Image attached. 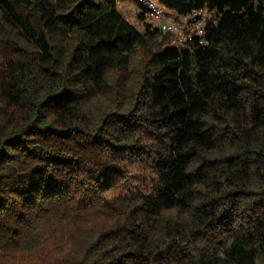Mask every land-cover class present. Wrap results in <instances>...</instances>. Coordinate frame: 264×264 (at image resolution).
<instances>
[{"label":"trees","instance_id":"obj_1","mask_svg":"<svg viewBox=\"0 0 264 264\" xmlns=\"http://www.w3.org/2000/svg\"><path fill=\"white\" fill-rule=\"evenodd\" d=\"M117 1L0 0V264H264V0Z\"/></svg>","mask_w":264,"mask_h":264},{"label":"built area","instance_id":"obj_2","mask_svg":"<svg viewBox=\"0 0 264 264\" xmlns=\"http://www.w3.org/2000/svg\"><path fill=\"white\" fill-rule=\"evenodd\" d=\"M128 1L133 2L138 11L144 14L149 25L169 37L170 46L175 50L179 52L187 50L193 42L205 44V25L214 15L206 5L192 9L186 14H180L157 0ZM122 2L123 0H118L117 6L122 5ZM138 22L136 20L131 23L137 27Z\"/></svg>","mask_w":264,"mask_h":264},{"label":"rangeland","instance_id":"obj_3","mask_svg":"<svg viewBox=\"0 0 264 264\" xmlns=\"http://www.w3.org/2000/svg\"><path fill=\"white\" fill-rule=\"evenodd\" d=\"M123 4L120 5L118 7V9L120 10V12L123 13V15L130 21V22H135L136 21V13H137V9H136V5H134L133 2L128 1V0H123L122 2ZM144 23L146 22V19L143 21ZM143 22H138L137 28H142L143 27Z\"/></svg>","mask_w":264,"mask_h":264},{"label":"crops","instance_id":"obj_4","mask_svg":"<svg viewBox=\"0 0 264 264\" xmlns=\"http://www.w3.org/2000/svg\"><path fill=\"white\" fill-rule=\"evenodd\" d=\"M123 4V3H122ZM136 9H137V7H136ZM137 11H138V9H137ZM122 13V12H121ZM123 14V13H122Z\"/></svg>","mask_w":264,"mask_h":264}]
</instances>
